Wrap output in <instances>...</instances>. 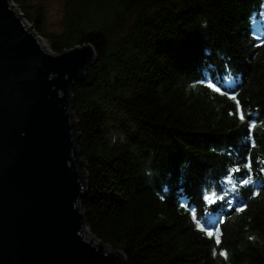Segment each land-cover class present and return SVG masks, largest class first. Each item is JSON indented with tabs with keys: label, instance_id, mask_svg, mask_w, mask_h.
<instances>
[{
	"label": "trees",
	"instance_id": "1",
	"mask_svg": "<svg viewBox=\"0 0 264 264\" xmlns=\"http://www.w3.org/2000/svg\"><path fill=\"white\" fill-rule=\"evenodd\" d=\"M14 1L53 53L96 52L71 88L91 234L127 264H264V0H66L60 32Z\"/></svg>",
	"mask_w": 264,
	"mask_h": 264
},
{
	"label": "water",
	"instance_id": "2",
	"mask_svg": "<svg viewBox=\"0 0 264 264\" xmlns=\"http://www.w3.org/2000/svg\"><path fill=\"white\" fill-rule=\"evenodd\" d=\"M96 59L91 44L44 50L0 0V264H127L86 240L80 208L87 171L71 88Z\"/></svg>",
	"mask_w": 264,
	"mask_h": 264
},
{
	"label": "rangeland",
	"instance_id": "3",
	"mask_svg": "<svg viewBox=\"0 0 264 264\" xmlns=\"http://www.w3.org/2000/svg\"><path fill=\"white\" fill-rule=\"evenodd\" d=\"M10 1H12V7L15 11H17L18 13L22 12L14 0H10ZM26 1L29 2L30 4L40 3L41 5H43L45 7V9H46V15H45L46 25L45 26H46V30L48 32H60L62 30L61 21H62V15L64 13L66 0H26ZM22 20L24 23H26V25L31 27L32 31L38 36L40 41L45 44L46 50L52 52L51 48H50V44H49L48 40L46 39V37L37 34L36 30L34 29V26L32 24H30L28 21H26V19L24 17L22 18ZM84 165H86V164L84 163ZM86 184H87V182H86ZM85 230L88 231L90 234V235L89 234L86 235V233H85L86 238H88V236H89V237L94 239L95 243H99V244L102 243L98 238H96L94 235L91 234V232L89 231L87 226H86ZM106 248L110 249L108 251L113 250V248L109 245H106ZM113 251H117V250H113Z\"/></svg>",
	"mask_w": 264,
	"mask_h": 264
},
{
	"label": "snow or ice",
	"instance_id": "4",
	"mask_svg": "<svg viewBox=\"0 0 264 264\" xmlns=\"http://www.w3.org/2000/svg\"><path fill=\"white\" fill-rule=\"evenodd\" d=\"M201 83H203V81H201ZM208 87H209V88H213V89H215V91H217V92L220 91V89L217 88L216 85H215L214 83H209V84H208ZM232 98L235 99V97H232ZM240 118L243 120V119H244L243 115H241ZM197 226H198V227H201V225H199V224H198ZM207 235H208L209 237H211V236L214 235V233H213L211 230H207ZM217 242H219V241H217Z\"/></svg>",
	"mask_w": 264,
	"mask_h": 264
},
{
	"label": "bare ground",
	"instance_id": "5",
	"mask_svg": "<svg viewBox=\"0 0 264 264\" xmlns=\"http://www.w3.org/2000/svg\"><path fill=\"white\" fill-rule=\"evenodd\" d=\"M27 26H28V25H27ZM28 27H29V26H28ZM40 43H41L43 49L46 50V48H45V44L42 43L41 41H40ZM85 233H86V235L89 234L88 231H86ZM89 235H90V234H89ZM86 239H87L88 241H91V244H92L94 247L99 248V243H95L93 238H91V237L88 236V238H86ZM101 245L103 246L102 243H101ZM104 247H106V246H104ZM106 249H107V250H110L109 248H106ZM120 253H121V252H118V255H119Z\"/></svg>",
	"mask_w": 264,
	"mask_h": 264
},
{
	"label": "built area",
	"instance_id": "6",
	"mask_svg": "<svg viewBox=\"0 0 264 264\" xmlns=\"http://www.w3.org/2000/svg\"><path fill=\"white\" fill-rule=\"evenodd\" d=\"M10 2L12 3V1H10ZM19 13H21V14H22V18H23V17H24V16H23V13H22V12H19Z\"/></svg>",
	"mask_w": 264,
	"mask_h": 264
},
{
	"label": "clouds",
	"instance_id": "7",
	"mask_svg": "<svg viewBox=\"0 0 264 264\" xmlns=\"http://www.w3.org/2000/svg\"><path fill=\"white\" fill-rule=\"evenodd\" d=\"M27 21V20H26Z\"/></svg>",
	"mask_w": 264,
	"mask_h": 264
}]
</instances>
